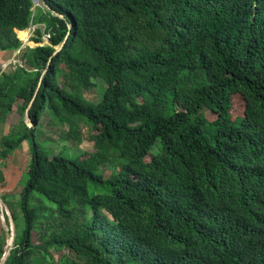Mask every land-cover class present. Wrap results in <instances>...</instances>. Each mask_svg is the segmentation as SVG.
I'll return each mask as SVG.
<instances>
[{
	"label": "trees",
	"instance_id": "1",
	"mask_svg": "<svg viewBox=\"0 0 264 264\" xmlns=\"http://www.w3.org/2000/svg\"><path fill=\"white\" fill-rule=\"evenodd\" d=\"M43 2L0 0V51L22 46L37 13L32 39L50 36L19 51L28 68L0 65V118L20 117L0 137V187L31 144L19 233L0 195L15 229L7 250L0 212V262L264 264V0ZM46 67L32 122L76 142L90 126V150L49 151L26 125ZM100 84V99L84 97Z\"/></svg>",
	"mask_w": 264,
	"mask_h": 264
},
{
	"label": "rangeland",
	"instance_id": "2",
	"mask_svg": "<svg viewBox=\"0 0 264 264\" xmlns=\"http://www.w3.org/2000/svg\"><path fill=\"white\" fill-rule=\"evenodd\" d=\"M34 23L38 22L40 19L41 20H45L46 19V15H35L34 18ZM30 28V24L26 27V30ZM28 33V32H27ZM34 37H36L37 35H33ZM20 40H23L19 37ZM27 43V41H26ZM31 45H34L30 42ZM13 60V59H11ZM9 61V60H8ZM7 61V63H8ZM1 70H2V65H1ZM103 84H100L93 92H83L84 93V97L87 99H92L94 102L97 101L98 99L101 98L102 94H103ZM42 119H43V114H41ZM67 126H53L51 125V128L49 129H41V127L36 128V135H37V140L39 141V143L41 144V146L44 149H47L49 151H56L57 153H60L63 156L66 157H71L74 154L80 153L82 151L85 150H90L92 148V142H91V128L90 126H84L81 130V140L79 142H76L73 139H69L67 140V136L65 135V132L67 131ZM48 139V140H47ZM66 148H64V147ZM31 149V144L30 142L26 141L21 143V145L12 153L11 158L7 161L6 166L4 167L3 170H5L7 167H9L10 170H12L13 175L8 176V179H14L17 181V184L14 182V180L11 181V184L15 186H18V188L15 190V192H18L20 190L19 187V182L21 183V187L25 184L27 177L24 175V169L27 166L28 163V157H29V151ZM112 164V163H111ZM102 173L104 175V177H107L110 173V171L112 170L110 167V163L105 165L104 167H102ZM14 195H19V193H15ZM11 196V195H10ZM9 197V203H10V208L12 210V212L15 215V223H16V232H20L23 225H24V220L23 217L21 215V211L19 209L18 206H14L12 204V201H15V197ZM39 200H42L46 203H48V201L46 199H44L42 196H40L38 193L33 192L32 194V203L33 202H37ZM8 203V204H9ZM0 212L1 215L3 214V212H5L7 214L8 217V221L9 224L6 225L5 219H3V225L5 227V229H8L10 234L8 235L7 238V242H6V248L8 250L9 247H11L12 244H10V239H11V228L14 229L13 224H12V220L10 218V209L9 207L0 199ZM35 238V235H34ZM7 254V253H6ZM5 256V255H4ZM4 256L1 259L0 264L3 263L4 260Z\"/></svg>",
	"mask_w": 264,
	"mask_h": 264
},
{
	"label": "crops",
	"instance_id": "3",
	"mask_svg": "<svg viewBox=\"0 0 264 264\" xmlns=\"http://www.w3.org/2000/svg\"><path fill=\"white\" fill-rule=\"evenodd\" d=\"M20 31L27 32L28 29L27 30L25 29V30L17 31L18 37H19V32ZM32 38H35V37L32 36L31 38H29L27 40L28 46H31V47L35 46V45H31L30 44V42L32 44L35 43L34 39H32ZM18 50H15V51H4V52L0 51V65H2V63L7 62L8 60H11V59H14L16 61H21V54L18 52ZM24 68L26 69L28 67L24 66ZM19 118L20 117H19V115L17 113V107L16 106L14 107V110L11 113H9L4 119L0 118V137L10 134L12 132V130H13V127L18 123ZM3 172H4L6 184H5V186L0 187V195H6V196H10L11 195V196H14L15 193L16 194L17 193L20 194L21 189H22L21 183L19 182L20 190L18 192H15V190L18 188V186H15V184L14 185L11 184V181L14 180V179H11V180L8 179V176L13 175L12 170H10L9 167H7L5 170H3ZM14 182L16 183V185H18L16 180H14Z\"/></svg>",
	"mask_w": 264,
	"mask_h": 264
},
{
	"label": "built area",
	"instance_id": "4",
	"mask_svg": "<svg viewBox=\"0 0 264 264\" xmlns=\"http://www.w3.org/2000/svg\"><path fill=\"white\" fill-rule=\"evenodd\" d=\"M33 8H43L45 7L43 0H31ZM41 29L43 31L44 29V24H32V22L30 23V28H28V36L26 38V40H21L22 41V46L19 48L18 52L24 48V46L28 45L26 43V41L31 38L33 35H37L36 34V30L37 29ZM41 40L40 42L34 43V45H44V44H48L49 40H50V36L46 33H43L41 35ZM17 67H24L21 61H16V60H9L8 63L4 62L2 63V71H5L7 68H11L12 70H14Z\"/></svg>",
	"mask_w": 264,
	"mask_h": 264
},
{
	"label": "water",
	"instance_id": "5",
	"mask_svg": "<svg viewBox=\"0 0 264 264\" xmlns=\"http://www.w3.org/2000/svg\"><path fill=\"white\" fill-rule=\"evenodd\" d=\"M44 5H45V7L47 6L45 2H44ZM53 13H54V12H53ZM54 14L57 15V16H59L60 18H63V17H64L62 14H58V13H54ZM67 39H68V35L65 36V38L63 39V41L61 42V44H60L59 46L55 47V51L53 52L52 56L56 55V54H57V53L63 48V46H64L65 42L67 41ZM50 59H51V58H50ZM50 59H49V61H50ZM49 61H48V62H49ZM48 66H49V65H47V67H48ZM47 67L42 71L41 76H40V79H39V82H38L37 87H36V90H35V92H34V95H33V97H32V99H31L30 103L28 104V106H27V108H26V110H25V123H26V125H27L28 127H34V128H36L37 125H38L37 122H32V120H31V118H30L28 112H29V109H30V107H31V105H32V103H33L35 97H36V94H37L38 90H39V87H40V85H41V81H42V79H43L45 73L47 72ZM10 218H11V220H12V224H13V219H12L11 214H10ZM13 227H14V225H13ZM14 237H15V230H13V228H11V239H10V244L13 243ZM7 254H8V253H7ZM7 254H5L4 259L6 258Z\"/></svg>",
	"mask_w": 264,
	"mask_h": 264
},
{
	"label": "bare ground",
	"instance_id": "6",
	"mask_svg": "<svg viewBox=\"0 0 264 264\" xmlns=\"http://www.w3.org/2000/svg\"><path fill=\"white\" fill-rule=\"evenodd\" d=\"M27 36H28L27 32H22V31L19 32V37L21 39L26 40Z\"/></svg>",
	"mask_w": 264,
	"mask_h": 264
}]
</instances>
